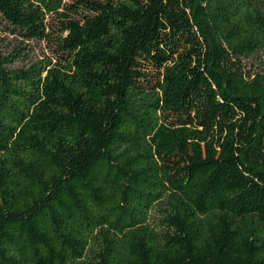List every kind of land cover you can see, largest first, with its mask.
Here are the masks:
<instances>
[{
    "label": "trees",
    "instance_id": "obj_1",
    "mask_svg": "<svg viewBox=\"0 0 264 264\" xmlns=\"http://www.w3.org/2000/svg\"><path fill=\"white\" fill-rule=\"evenodd\" d=\"M0 16V264H264V0Z\"/></svg>",
    "mask_w": 264,
    "mask_h": 264
},
{
    "label": "rangeland",
    "instance_id": "obj_2",
    "mask_svg": "<svg viewBox=\"0 0 264 264\" xmlns=\"http://www.w3.org/2000/svg\"><path fill=\"white\" fill-rule=\"evenodd\" d=\"M67 1L74 2L75 0ZM76 15L79 16V14ZM50 22L56 25L58 17H50ZM50 47L51 44L46 41L25 40L21 36L11 33L4 19L0 16V53L13 57L12 66H23L37 60V58L52 55ZM261 55L264 57V52H261ZM245 60L247 64L255 63L252 57H248Z\"/></svg>",
    "mask_w": 264,
    "mask_h": 264
}]
</instances>
